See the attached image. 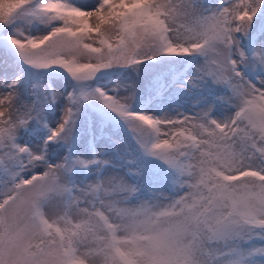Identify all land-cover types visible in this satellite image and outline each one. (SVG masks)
I'll list each match as a JSON object with an SVG mask.
<instances>
[{"label":"snow or ice","instance_id":"1","mask_svg":"<svg viewBox=\"0 0 264 264\" xmlns=\"http://www.w3.org/2000/svg\"><path fill=\"white\" fill-rule=\"evenodd\" d=\"M0 264H264V0H0Z\"/></svg>","mask_w":264,"mask_h":264},{"label":"rangeland","instance_id":"2","mask_svg":"<svg viewBox=\"0 0 264 264\" xmlns=\"http://www.w3.org/2000/svg\"><path fill=\"white\" fill-rule=\"evenodd\" d=\"M82 62H86V61H82Z\"/></svg>","mask_w":264,"mask_h":264}]
</instances>
